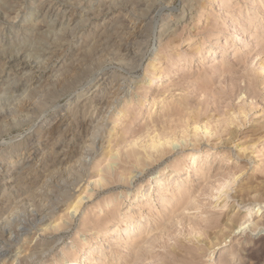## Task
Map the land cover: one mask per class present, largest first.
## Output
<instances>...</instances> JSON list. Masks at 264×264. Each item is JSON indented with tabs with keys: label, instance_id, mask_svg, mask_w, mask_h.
I'll list each match as a JSON object with an SVG mask.
<instances>
[{
	"label": "rangeland",
	"instance_id": "374dc122",
	"mask_svg": "<svg viewBox=\"0 0 264 264\" xmlns=\"http://www.w3.org/2000/svg\"><path fill=\"white\" fill-rule=\"evenodd\" d=\"M0 4V264H264V0Z\"/></svg>",
	"mask_w": 264,
	"mask_h": 264
},
{
	"label": "bare ground",
	"instance_id": "6f19581e",
	"mask_svg": "<svg viewBox=\"0 0 264 264\" xmlns=\"http://www.w3.org/2000/svg\"><path fill=\"white\" fill-rule=\"evenodd\" d=\"M7 1H8V0H7ZM0 5H1V4H0ZM2 7H4V6H2ZM3 55H4V54H3ZM0 58H1V57H0ZM15 58H16V57H15ZM18 59H19V57H18ZM5 60H6V59H5ZM6 61H7V60H6ZM13 61H14V60H13ZM23 61H24V60H23ZM11 62H12V60H11ZM19 62H20V61H19ZM8 63H9V62H8ZM23 63H24V62H23ZM27 63H28V62H27ZM28 65H29V64H28ZM16 66H17V65H16ZM21 66H23V65H21ZM18 67H19V66H18ZM20 69H21V68H20ZM68 82H69V81H68ZM104 116H105V115H104ZM62 118H63V117H62ZM60 119H61V118H60ZM57 121H58V120H57ZM63 124H64V123H63ZM67 125H68V124H67ZM55 127H57V126H55ZM55 127H54V128H55ZM65 127H66V126H65ZM65 127H64V130H65ZM2 128H3V127H2ZM57 128H58V127H57ZM59 128H61V127H59ZM52 129H53V128H52ZM52 129H51V130H52ZM171 138H172V137H171ZM168 139H169V138H168ZM154 140H155V139H154ZM152 141H153V139L151 140L150 145L152 144ZM155 141H156V140H155ZM166 141H167V140H166ZM166 141H164V143H162L161 141H160L161 143H158L159 141H158V142L156 141V143H153L152 148L158 147L160 144H161V145H163V144H167ZM168 141H169V142H168V144H169V143H170V140H168ZM171 141H174V140H171ZM170 144H171V143H170ZM150 145H149V146H150ZM161 145H160V147H161ZM163 146H164V145H163ZM162 148H163V147H162ZM155 149H157V148H155ZM158 149H159V148H158ZM153 150H154V149H153ZM154 151H155V150H154ZM157 151H158V150H157ZM42 154H43V153H42ZM57 154H58V153H57ZM153 154H154V153H153ZM58 155H59V154H58ZM57 157H58V156H57ZM64 157H65V156H64ZM58 159H59V158H58ZM56 160H57V159H56ZM61 161H62V160H61ZM53 162H55V161H53ZM58 162H59V161H58ZM59 163H61V162H59ZM26 164H27V163H26ZM59 165H60V164H59ZM49 166H50V165H49ZM49 166H48V167H49ZM27 167L29 168L30 166H27ZM28 168H27V169H28ZM33 168H34V166H33ZM23 171H24V170H23ZM53 171H54V170H53ZM48 173H49V172H48ZM50 173H51V172H50ZM43 182H44V181H43ZM44 183H45V182H44ZM33 191H34V190H33ZM38 192H39V191H38ZM40 193L43 194V192H40ZM38 194H39V193H38ZM32 195H33V194H32ZM34 196H35V195H34ZM34 196H33V197H34ZM36 197H37V196H36ZM38 197H39V196H38ZM225 197H226V196H225ZM43 198H44V196H43ZM40 199H41V198H40ZM40 199H38V200H40ZM81 200H82V198H79V199L76 201V203L74 204V206H73V211H74V212H76V210L79 208V205H80V201H81ZM36 203H37V202H36ZM41 209H42V208H41ZM38 211H39V210H38ZM41 211H43V209H42ZM41 213H42V212H41ZM71 213H73V212H71ZM15 220H16V219H15ZM37 220H38V219H37ZM7 229H8V228H7ZM7 229H6V230H7ZM6 230H5V231H6ZM3 231H4V230H3ZM18 231H20V230H18ZM8 232H9V231H8ZM11 233H12V231H11ZM21 233H22V232H21ZM23 234H24V233H23ZM20 236H21V235H20ZM22 236H23V235H22ZM52 242H53V241H52ZM198 242H199V241H198ZM47 243H48V242H47ZM43 244H44V243H43ZM48 244H49V243H48ZM41 245H42V244H41ZM44 245H45V244H44ZM1 247H2V246H1ZM1 247H0V248H1ZM41 247H42V246H41ZM51 247H52V246H51ZM42 248H44V247H42ZM46 248H47V247H46ZM2 249H3V248H2ZM47 249H48V248H47ZM47 249H46V250H47ZM4 250H5V248H4ZM0 251H1V250H0ZM4 252H5V251H4ZM41 252H42V251H41ZM45 252H47V251H45ZM45 252H44V253H45ZM48 252H49V251H48ZM34 253H36V252H34ZM37 253L39 254V251H38ZM38 254H37V255H38ZM42 255H43V254H42ZM4 256H5V255H4ZM0 257H1V256H0ZM13 257H14V255H13ZM17 264H18V263H17Z\"/></svg>",
	"mask_w": 264,
	"mask_h": 264
}]
</instances>
